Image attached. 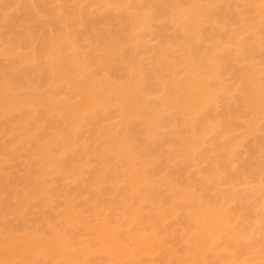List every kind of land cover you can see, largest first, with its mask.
I'll use <instances>...</instances> for the list:
<instances>
[{
  "label": "bare ground",
  "instance_id": "6f19581e",
  "mask_svg": "<svg viewBox=\"0 0 264 264\" xmlns=\"http://www.w3.org/2000/svg\"><path fill=\"white\" fill-rule=\"evenodd\" d=\"M0 39V119L18 143L30 141L21 152L43 161L31 181L5 176L0 162V190L9 176L31 192L4 187L16 218L40 196H67L46 191L59 162L79 181L82 156L97 163L89 187L80 182L91 195L76 184L62 217L46 214L62 231L10 225L0 264H93V254L106 264H264V215L249 204L241 220L233 206L264 199V0H2ZM139 51L151 52L149 67ZM105 183L116 189H96ZM83 192L89 215L75 210ZM86 233L94 246L80 243Z\"/></svg>",
  "mask_w": 264,
  "mask_h": 264
},
{
  "label": "rangeland",
  "instance_id": "374dc122",
  "mask_svg": "<svg viewBox=\"0 0 264 264\" xmlns=\"http://www.w3.org/2000/svg\"><path fill=\"white\" fill-rule=\"evenodd\" d=\"M2 0H0V2H1ZM72 3H75L74 1L72 2ZM71 3V4H72ZM18 5L17 4H15L14 6H12V7H14V10H13V8L11 9L13 12H15V10H17V7ZM17 7V8H16ZM16 8V9H15ZM9 9V10H10ZM9 11V12H12V11ZM34 11H36V12H38L39 11V6L38 5H35L34 6ZM9 14H11V13H9ZM43 20H47V19H45V18H43V19H41V21H43ZM169 33L171 34V35H174V32L172 31V30H170L169 31ZM6 41L5 40H3V41H1V39H0V46L2 47H0V51H3L4 50V47L7 45V42L5 43ZM6 44V45H5ZM3 45V46H2ZM158 45V41L157 40H152V41H150L149 43H148V47L150 48V49H153L154 47H156ZM6 48V47H5ZM2 49V50H1ZM151 56V52H149V53H142L141 51H139L138 52V55H137V58H139V59H141L145 64H146V66L147 67H149V57ZM30 66H32V64H26L25 66H23V68H28V67H30ZM91 69L92 70H98V67L96 66V65H92L91 66ZM8 122V119L7 120H5V119H0V162H1V164L3 165L2 167H3V169H4V172H7L8 174H5V176H7V175H10V177H20V179H21V181L23 180V178H27L28 176L29 177H31V179L30 178H27L28 180L30 179V181L32 180V177L34 178V176H37L38 175V173H39V168L42 166V164L43 163H41V162H43L42 160H41V158L39 159L38 157L40 156V155H38L37 153H35L34 151H32V149H30V151H28L27 150V152L26 151H20V148L22 147H26L27 145H28V143L30 142L29 140V142L28 141H25V142H28L27 144L26 143H23L24 141H22L20 144L17 142V140L20 138L21 140H22V138L21 137H19L18 139H17V136H18V134L17 135H15V133H12L11 131H10V126H9V124L7 123ZM113 122H114V124L115 125H117V126H119V128H122V127H124V125L126 124V123H124V121L122 120V119H120V118H118V117H115L114 119H113ZM89 129H90V127L88 126V125H83L82 126V128H81V132H83L84 134L86 133V134H88V131H89ZM28 135H31V133L30 134H28ZM16 136V137H15ZM26 137V136H25ZM29 136H27V138H28ZM38 137H39V134H32V136H31V141H34V140H36V139H38ZM16 139V140H15ZM30 139V138H29ZM27 140V139H26ZM20 141V140H19ZM15 142H17V143H15ZM15 143V144H14ZM14 144V145H13ZM131 144H132V146H135L136 144H137V141L135 140V138H133L132 139V142H131ZM6 147V148H5ZM28 147V146H27ZM30 147V146H29ZM29 147H28V149H29ZM80 149H75V150H73V151H67V152H69L68 154V156H71V155H73V153L72 152H77V151H81V149H82V147H81V144H79V146H78ZM24 149V148H23ZM22 149V150H23ZM27 148H25V150H26ZM63 150H65V149H63ZM66 151V150H65ZM66 153V152H65ZM63 155H64V153H63ZM62 155V156H63ZM65 156V155H64ZM64 156H63V158H64ZM87 156V157H86ZM67 157V155L65 156V158ZM62 158V157H61ZM61 158H60V160H61ZM62 158V159H63ZM64 158V159H65ZM82 158H85L84 160H82ZM82 158H81V160L82 161H85L86 159V163H87V165H83V166H86L87 168L86 169H84V171H86V172H84L83 171V175H84V177H85V179L86 180H84V177H82L81 176V174H80V176L83 178V179H81L80 181H79V179H80V177H79V175H75V179L78 177L79 179L78 180H72V178L68 175V173H66V167L64 168V166H62V165H65L66 164V161L65 160H63L62 162H59V163H61L62 165H61V167H59V165H58V167L60 168H56V169H54L53 167L51 168V169H54V170H52V171H47V173H46V175H45V181L47 182V184L46 185H48V187L46 186V191L48 190L49 191V193L51 194V195H53L52 194V192H54L55 190H57L58 189V191H56L55 192V194L57 193V192H59V193H61L62 192V194H59V193H57V197L59 196V197H61V195H62V197L65 195H67L68 196V194H69V196H71L72 197V193L74 192V191H76V190H79L81 187H82V185H83V183L85 184V183H87L88 184V187H89V184H90V181H87L88 179V176L90 177V174H91V172L96 168V166H97V163L95 162V160H94V158L91 156V155H88V154H84L83 156H82ZM3 160V161H2ZM68 160V159H67ZM33 162V163H32ZM85 162H83L84 164H86ZM82 163V164H83ZM35 164L37 165V166H35ZM95 165V166H94ZM39 166V167H38ZM2 167H1V169H2ZM35 167H37V168H35ZM64 168V172H65V174L63 173V171H61V170H63V168ZM62 168V169H61ZM68 168V167H67ZM85 168V167H84ZM3 169H2V171H1V173L3 172ZM35 169V170H34ZM37 169V170H36ZM6 170V171H5ZM88 170H91V171H89L88 172ZM54 171V172H53ZM60 172V174H63V175H65V176H61L60 177V175H58V173ZM4 172H3V174H4ZM85 173L87 174V175H85ZM68 176V177H67ZM14 177V178H15ZM65 177H67L66 179H63V178H65ZM5 178H7V177H5ZM14 178H9V176H8V179H10V180H12V179H14ZM69 178V179H68ZM7 179V180H8ZM20 179H18V180H20ZM24 179V180H25ZM10 180H8L9 182H10ZM15 180H17V178L15 179ZM17 180V181H18ZM28 180H26L27 182H28ZM89 180H90V178H89ZM7 181V182H8ZM14 181V180H13ZM21 181H18L19 183H21ZM29 181V182H30ZM6 182V184L9 186V188H11V186H10V184L12 185L13 184V187H12V189H11V191L12 192H15L16 194H13V195H17V193H22L23 192V190H22V187L23 188H25V186H22V187H20V188H17V187H14V186H16L17 184L16 183H10V184H8ZM12 182V181H11ZM17 182V183H18ZM80 182H83V183H80ZM26 183V182H25ZM79 183H80V185H81V187L79 188L78 186H79ZM15 184V185H14ZM22 184V183H21ZM78 186H77V185ZM121 184L123 185V182H121ZM108 185H109V187H108ZM8 186H4L5 188H7ZM18 186V185H17ZM20 186V185H19ZM78 188H77V187ZM85 185H83V187H84ZM4 187H2L3 189H1L0 190V208L1 207H5L6 208V206L5 205H9V206H11L12 205V203L14 202V201H16V204H18V200H16V199H13V198H11V196H10V194L11 193H8V192H10L9 191V188H8V191L4 188ZM61 187H63V190L65 191H62V190H59V189H62ZM75 187L77 188V189H75ZM81 188V190L80 191H86V189L84 190V188ZM86 187V186H85ZM96 187V186H95ZM94 187V188H95ZM98 188H96V189H101V188H103V187H108V188H115L116 189V184H115V186L113 187V186H110V183H105L104 185H98L97 186ZM17 188V189H16ZM29 187H27V188H25V190L26 189H28ZM48 188V189H47ZM30 189H32L33 190V188H30ZM88 189V188H87ZM246 189H247V187H245V186H240L239 187V191L240 192H245L246 191ZM89 190V189H88ZM88 190L85 192L86 193V195H91V194H89L88 193ZM30 191V190H29ZM44 192L45 193V195L48 193V192ZM61 191V192H60ZM80 191H78L79 192V194H81L80 193ZM48 193V194H49ZM67 193V194H66ZM70 193H71V195H70ZM85 193L83 192L82 194V196L80 195V200H78L77 202L79 203V201H80V206L78 205V203H77V205L76 206H78V209H76L77 207L75 206V210L76 211H78L77 213H79L80 215H89V213H88V209H87V203L89 202V200L90 199H87V200H85L86 199V195H85ZM88 193V194H87ZM20 194H18V195H20ZM22 194H24V195H29L30 196V194H31V192L30 193H27V192H23ZM59 194V195H58ZM64 194V195H63ZM75 194V193H74ZM73 194V197H79V196H77L78 195V193H77V195H74ZM142 194H144L145 195V193L143 192V193H141V195ZM12 195V194H11ZM22 196V195H21ZM66 196V197H67ZM68 196V197H69ZM13 197V196H12ZM42 196H40V198L38 197V199L41 201H43V203L42 204H39V203H35V202H32V204H36V205H34V206H37V205H39V206H37V208L36 207H34V206H28V209L31 211H29L28 213H27V215L29 214V213H31L30 215H28L29 217H30V219L31 220H29V221H27V219H28V216L26 215V213H25V217L24 218H21V219H17L18 217H19V215L17 216H15L14 214H13V212H15L16 210V206L17 205H14V203H13V205H14V211H13V206H11V209H10V207L8 206L7 208H6V210H5V212H4V209L3 208H1L0 209V233L3 235V232H5L6 230H8V227L10 226V225H13V224H18V223H20L21 222V224L20 225H22V226H25V227H27V228H30V230H31V227L34 229L35 228V226H36V228L38 229V230H40V231H43L44 232V230H45V233L47 232L46 230H55V229H59V230H61V229H63L64 227H62L63 226V223H60V225H62V226H60L59 224H58V222H52V219L54 218H57V217H62V215H63V210H64V208H63V204H64V206L66 207V205H65V198L64 199H62V202H61V199L60 198H56V199H51V200H49V202L51 201L52 202V204L51 203H45V201H46V199H45V197H47L48 198V195H46V196H44L43 198H41ZM55 197H56V195H55ZM61 197V198H62ZM73 197L72 198H68V199H73ZM36 199H37V197H35ZM50 198H52V197H50ZM49 198V199H50ZM87 198H91V197H87ZM36 199H34V200H36ZM60 199V200H59ZM77 199V198H76ZM30 200H32V199H30ZM38 200V201H39ZM53 200V201H52ZM55 200H57V201H60L59 203L56 201V202H54ZM74 200H75V198H74ZM37 200H36V202H38ZM47 201H48V199H47ZM64 201V202H63ZM66 201H68V200H66ZM84 201H86V203H84ZM31 202V201H30ZM54 202V203H53ZM45 203V204H44ZM76 203V202H75ZM83 203V204H82ZM257 203V207H256V210H255V214L256 215H264V199H263V197H261L260 195H257L255 198H252V199H249V200H244V199H238L236 202H235V204L233 205V206H238V205H240V206H243V209H242V212H241V214H240V218H241V220H245V219H247L248 217H249V212H248V210L246 209V205H249V204H256ZM29 204H31V203H28V205ZM4 205V206H3ZM84 205H85V207H84ZM62 206V207H61ZM83 206V207H82ZM30 207H32L33 208V210H31L30 209ZM3 209V210H2ZM9 209H10V211H9ZM18 209V208H17ZM66 209V208H65ZM2 210V211H1ZM13 212H12V211ZM53 210H55L58 214L57 215H53L55 212L53 211ZM18 211V210H17ZM33 211V212H32ZM51 211V212H50ZM83 211V212H82ZM101 212L102 211H104V210H102V208H101V210H100ZM27 212V211H26ZM48 212H50V213H48ZM54 212V213H53ZM65 212V211H64ZM100 212V213H101ZM18 212H15V214H17ZM52 213V214H51ZM46 214H49V215H53L54 217L50 220V222H48L47 221V219L46 218H48L47 216H49V215H46ZM45 215V216H44ZM101 215H103V214H100L99 216H100V218L102 217ZM57 216V217H56ZM17 217V218H16ZM43 217L46 219L45 220V223L46 224H44V221H42V220H44L43 219ZM20 218V217H19ZM59 219H62V218H59ZM56 220V219H55ZM54 220V221H55ZM39 221V222H38ZM40 221H41V224H40V226H42V227H39L38 225H39V223H40ZM57 221H61V220H57ZM33 222V223H32ZM43 222V223H42ZM53 223V224H52ZM44 225V226H43ZM46 226V228L45 229H43L44 227ZM49 227V228H48ZM124 227H126V229L125 228H123V229H125V233L127 234V232H131V228H129V227H127V226H124ZM24 228V227H23ZM23 228H21V230L23 229ZM42 228V229H41ZM48 228V229H47ZM122 229V231H124ZM256 229L258 230V231H262L263 229H264V223H259V224H257L256 225ZM25 230V229H24ZM35 230V229H34ZM56 230V231H57ZM70 230V229H69ZM23 231V230H22ZM22 231H20V229H19V232H22ZM28 230L26 229V232H27ZM62 231V230H61ZM61 231H59V232H61ZM24 232V231H23ZM52 232H54V231H51V233H50V231H48V233H46V234H48V236H49V234H52ZM68 232V231H67ZM17 233V232H16ZM45 233H44V235H45ZM55 233V232H54ZM70 233V232H69ZM69 233H67V235L69 234ZM22 234V233H21ZM88 233H86L85 235H84V237H82V238H80L81 237V234H80V236L79 237H77V238H79L80 240L79 241H81L80 243H88L89 241H94V239H92L91 237H87L86 235H87ZM1 236V235H0ZM71 236V235H70ZM89 236V235H88ZM76 238V239H77ZM88 238H91V240H89ZM75 239V241H77ZM89 243H91V242H89ZM77 244V243H76ZM75 244V245H76ZM92 244L93 243H91V246H92ZM94 244H96V243H94ZM94 244H93V246H94ZM80 248H82V246H83V244H82V246H81V244H77ZM77 246V248H79ZM86 246H88V245H86ZM77 248H74V249H77ZM83 248H86L85 247V245H84V247ZM88 248V247H87ZM92 248V247H91ZM97 248V247H96ZM95 248V249H96ZM93 249H94V247H93ZM72 252H74L73 251V248H72V250H71ZM78 251H79V249H78ZM94 251H96V250H94ZM97 253V252H96ZM95 253V254H96ZM92 254V253H91ZM99 254V253H98ZM97 254V255H98ZM100 256H97V257H95L96 258V262H97V259H98V257H101V260H102V264H106V261H104V263H103V259H104V257L101 255V254H99ZM94 256H96V255H91V256H89L88 258H91V260L93 261V264H99V263H94V259L92 258V257H94ZM87 258V259H88ZM105 260V259H104ZM48 261H50V260H48ZM65 261V260H64ZM87 262H88V260H87ZM98 262H99V260H98ZM89 263H91V261H89ZM101 263V262H100ZM12 264H17V263H12ZM21 264V263H20ZM23 264V263H22ZM38 264V263H37ZM59 264V263H58ZM63 264V263H62ZM67 264V263H66ZM107 264H111L110 262L108 263L107 262Z\"/></svg>",
  "mask_w": 264,
  "mask_h": 264
}]
</instances>
